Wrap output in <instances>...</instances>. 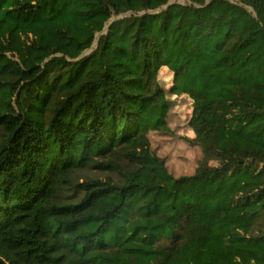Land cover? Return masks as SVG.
<instances>
[{
  "label": "trees",
  "instance_id": "trees-1",
  "mask_svg": "<svg viewBox=\"0 0 264 264\" xmlns=\"http://www.w3.org/2000/svg\"><path fill=\"white\" fill-rule=\"evenodd\" d=\"M0 264H264V0H0Z\"/></svg>",
  "mask_w": 264,
  "mask_h": 264
},
{
  "label": "rangeland",
  "instance_id": "rangeland-1",
  "mask_svg": "<svg viewBox=\"0 0 264 264\" xmlns=\"http://www.w3.org/2000/svg\"><path fill=\"white\" fill-rule=\"evenodd\" d=\"M211 61L210 55L203 54L196 61L193 73L187 76L182 83L189 84L197 89H211L221 96L227 95L230 87L224 82L219 70L211 66Z\"/></svg>",
  "mask_w": 264,
  "mask_h": 264
}]
</instances>
